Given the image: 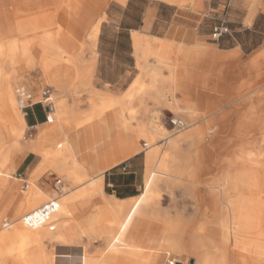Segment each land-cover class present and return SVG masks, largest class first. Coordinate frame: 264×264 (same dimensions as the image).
Here are the masks:
<instances>
[{"label": "rangeland", "instance_id": "rangeland-1", "mask_svg": "<svg viewBox=\"0 0 264 264\" xmlns=\"http://www.w3.org/2000/svg\"><path fill=\"white\" fill-rule=\"evenodd\" d=\"M122 1L123 0H64L61 5L63 10L76 11L73 17L76 18L78 26L81 29L82 27L79 25V18L81 15L79 13L83 9L88 13V16H86L87 31L85 34L81 35L79 40H75L76 42L74 41L80 47L77 56L78 68L74 69L73 67V70H69V73L62 70L50 69L48 75H45L44 70L41 67L26 69L21 75L13 77L15 94L16 88L22 84L30 88L34 94H40L43 89L47 87L50 88L55 102V106L51 111L54 115V120L57 121L56 114L59 111L72 112L76 114V116L71 118V125H74V122H76L77 126H81L88 117L91 118V120L93 119V124L101 123L96 116L112 106L119 110L122 109L119 113L120 115H123L124 120L129 123L130 128H132L130 131L132 132H135L142 122H150L153 117H155V107L147 106V111L142 109L138 110V98L141 95L139 97L135 96L130 98V100L125 99L124 108L118 104L110 105L104 103H99L97 108L91 107V99L95 97L96 92H100L101 94L113 93L115 95H122L123 91L112 90L113 85L106 82V78H118V73L112 72L100 75L98 70V39L96 44L92 45L93 38L90 29L94 24L101 23L102 25L105 21L110 20V18L117 20L120 18H127L130 21L136 22L138 17L141 16L143 8L148 3H161L162 14L164 17L168 18L175 16L176 19L180 21V24L188 23L189 25H193L196 34L195 37H200L196 38V41L200 40L205 43H212L216 42L212 37L214 28L222 24L228 25L225 17L221 15L225 8L224 5L226 0H184L182 4H171L162 0H134V4L130 7V10H124V5H126L128 0L126 2ZM196 3H198V6H195ZM38 9L39 8L35 10ZM251 9H253L254 12L260 10L264 11V0H253ZM41 11H46L49 16L37 20L40 23V26L48 21L49 17H51L52 10L45 9ZM38 12L40 11H37L36 13ZM14 14L15 10L13 1L0 0V41L3 39L18 37L19 33L14 27V22L16 20V17H13ZM54 18L57 19V16ZM27 19H29V17H27ZM261 22H264V15L261 16ZM51 27H48L47 29L49 32L54 31ZM64 38L66 40H64ZM64 38H62L64 42H67L69 39V37ZM35 39L36 40L34 41L38 42V38ZM70 41L71 40L69 39L68 42ZM168 44L170 45L161 47L160 50H158L159 48L157 47H145V45L141 44V48H138L136 52L137 67L140 73H144L146 79L151 80L152 76L157 79L154 88L157 85L158 87H167L165 88V98L168 100V103L163 105L157 102L158 107H167L168 113H166V111H159L155 117L156 121H153L150 126H146L145 124L141 125L146 128L152 127V129L160 136H158L151 144L147 145V147H143L141 144L138 146L141 150L139 154L145 155L144 148H147V152H150L153 146L160 148L164 141L163 138L165 137L170 136L178 139V147L175 150V165L173 167L174 173L177 174L178 177H174V181L172 182V179L167 175H157L156 184H154L153 187H155L158 192V212L155 216L146 219L147 221L144 223H136L131 228L122 244L125 253L121 261L126 264H147L149 257L158 252L161 244L160 240L168 229V222L178 225V229L173 232L172 235L180 238L183 250L181 252L172 251L169 255L167 250L162 247L160 249L157 264H178V261L179 264L181 262L182 264H198L197 250L191 246L190 237L203 226L206 227L208 225L205 230L208 234L211 229L217 227L216 224L209 223L212 217L216 215V212L213 211L212 197H227L226 194L219 193L218 188H214L213 185L217 184L221 173L230 171L232 165L241 164L240 161L236 164L232 163V160L239 156L253 155V157L259 161L257 163L258 166L264 162L263 90L260 91L259 100V120L262 124L259 129V136L253 137L252 134L254 132L250 130L248 131L247 128L243 127V122L237 123V126L235 124L234 127V129H237L238 131H234L233 133L236 135L238 134L239 136H215L219 134L222 124L224 125L225 130L227 124L226 122L215 120L216 118L225 117L226 114H245L243 118L251 117L253 108L251 104L249 106L246 105L248 102H251V97L240 101L241 97L238 96L233 100L225 101V104L223 105L214 102L212 105L204 107L203 111H199V113L194 111L193 107L186 108L185 110L178 109V106L174 108L172 105L173 100H175L176 103L189 102V100L187 94L184 95L185 97L183 101L176 100L174 97L172 84L177 86L178 82L180 83V81L177 80V70L179 66L183 64L181 58L184 56V53L181 49L176 52L171 51V49L168 51V47L171 48L173 45L171 43ZM160 45L161 44L159 43V46ZM164 48L167 49L162 50ZM35 53L37 55L38 52L36 51ZM200 56L201 55L198 54V51H196L194 58L199 64L202 62L199 60ZM151 58L156 61V64H151L149 62V59ZM119 60L124 61V58L121 57ZM12 70V66H6L7 73H10ZM155 71L158 73L151 76ZM165 71L168 72V75L164 74ZM263 76L264 70L261 66L259 77L262 78ZM66 79L68 80L66 81ZM213 84L208 83L207 87L209 90L215 91L217 86ZM141 92H143V90H141ZM237 100H239V102ZM143 101L144 104H147V100L143 99ZM134 104L135 107H132ZM225 106H229L227 110H225ZM137 107L138 109H136ZM171 110H173L178 117L179 115L183 116L182 119L187 124L186 129L180 131L178 128L173 127L169 121L172 117ZM113 112L114 109L107 110L103 117H109ZM25 118L28 125L35 124L37 126L38 124H42L41 122H37L42 119L45 123L46 118L43 106H34L30 109L29 115L27 117L25 116ZM197 119H202L203 122L196 121ZM64 122L65 121H62L61 123ZM48 124H53V122ZM37 127L42 128L43 125ZM37 127L33 131V136L27 134V127H25L24 138L21 140L23 149H21V153L17 151L14 156L17 154L22 155L28 153L25 152L26 146L29 145V139L37 137L39 129ZM81 129L84 134L82 137L84 145L79 150V155L86 156L91 152L90 147L93 145V142L86 140L85 137V132L89 129V125H84ZM99 131L102 132L103 129L102 131L101 129ZM114 132L115 137L119 138L124 134V129L116 128ZM189 132H194V135L191 137H185L184 135ZM211 132H213V136H209V134L212 135ZM64 136L65 134L62 131V127H59L57 131L49 133L47 137L41 141V145H53L59 140H65ZM8 141V145L13 148V138L9 137ZM145 141L147 140L144 139L141 143ZM163 147L162 151L164 152L167 148L165 146ZM8 151V148H0V157L7 155ZM28 154H30L31 162H33V169L39 163L41 158L32 152ZM90 154L92 155L88 160L89 163H91L96 157L98 158L97 162L100 164H105L107 161L109 162L115 157H119L116 162L121 160H123L121 162H124L129 158L120 152L118 142H116L111 148H102L98 156L94 153ZM5 165L6 166L2 168V171H0V180L9 172L7 168L9 163ZM32 169L26 167L19 168L18 166L15 174L14 171H12L14 176L21 179L16 180L15 178H11V181L15 183L17 193L15 195L13 194L14 199L6 205L0 215V230L5 221L12 222L19 217L22 219V216L25 213L30 212L35 209L36 206L39 207L45 203H41L39 206L35 205V208L33 206L27 208L20 214L17 213L19 205L25 201L32 188L35 187L48 194L49 200L51 198H71L72 200V222L68 224L63 231L51 235H45L42 242L31 246L34 255L38 257L36 264H41L44 260L49 262L61 261V263L67 264L70 261V258H68L69 256L82 259L86 250L89 254H98L105 247L106 243L103 242L100 236L96 237L97 239L95 238L94 240V238L89 237L86 232L89 227V219L93 217L94 214L99 213L96 203H98L100 199L96 198L95 200L97 202L92 200V197L88 192L90 180L94 177L89 175L86 178H81L79 181H76L75 176L72 175V173L70 174V171H72L70 166L66 167L65 170H61L55 166H48L47 169L37 177V179H32L31 177H28L27 179L22 178L23 176L30 175ZM93 171L94 170L90 168V173H93ZM77 176L79 175L77 174ZM146 176L147 172L145 170V177ZM58 178L62 179L63 193H58L56 190V181ZM260 183L261 180L259 179L258 184ZM145 190L146 187L144 188V191ZM4 194L5 190L3 188L0 192V206H2V197H4ZM19 194L21 197H19ZM262 196L264 197V193H262ZM81 200H84V202L86 201V203L80 205L79 202H81ZM91 200L92 202H87ZM112 220L113 217L109 216L108 221L111 222ZM43 228V230L47 229L44 226ZM55 231H57V224L56 229L51 232ZM218 238V234L213 235V239L218 240ZM28 257L29 255L26 254L20 257V259H14L11 256L9 257L6 255L3 259V264H24L23 262L27 260Z\"/></svg>", "mask_w": 264, "mask_h": 264}, {"label": "bare ground", "instance_id": "bare-ground-1", "mask_svg": "<svg viewBox=\"0 0 264 264\" xmlns=\"http://www.w3.org/2000/svg\"><path fill=\"white\" fill-rule=\"evenodd\" d=\"M163 1L179 4L184 2V0ZM51 10V17L41 26L37 20L49 16L46 11L16 17L15 28L19 33L18 37L0 41V148L5 147L9 151L11 149L7 155L0 157V171L6 166L5 164L9 163L7 166L9 172L0 180V192L3 188L5 190L0 210L7 205V201L12 194L14 183L11 178H15L11 170L12 163L15 159V153L23 149L21 140L24 138V129L27 127L24 113L14 91L13 77L21 75L26 69L37 67H41L45 75L49 74L50 69L69 73V70L73 67L74 69L78 68L77 56L80 47L75 43V40H79L85 32L78 26L76 18L73 17L76 11H64L62 6ZM55 16H57V19L54 18ZM48 27H51L54 31L49 32L47 30ZM91 32L96 37L98 25L93 26ZM64 37H69L71 41L68 42V39L67 42H64L62 40ZM35 38H38V42L34 41L36 40ZM64 40L66 39L64 38ZM35 50L38 52L37 55ZM7 65L13 68L10 73L6 71ZM155 81H157L156 78L152 77L149 80L146 79L145 74H142L138 76L130 89L121 97L96 92L95 97L91 99V107L97 108L99 103H104L110 105L118 104L124 108L125 99L130 100V98L135 96L139 97L141 90L144 93H150L155 86ZM56 115L57 121L54 120V115L52 114L53 124H48L50 122H47L43 124L42 128L37 127L39 128L37 137L29 139V145L26 146L25 152H33L41 157L40 164L32 173L31 178L37 179L48 166H55L61 170H65L66 167L70 166L72 169L70 174L72 173L76 181H79L90 174L84 170L77 160L74 147L66 135L64 136L65 140H59L53 145H41V141L49 133L57 131L61 127L60 123L62 121H68L73 116H76V114L67 111H59ZM89 121H91V118L88 117L83 124ZM254 124L262 126L260 122L255 121ZM125 128L128 132L132 129L127 122H125ZM135 132L140 141L147 140L145 141L147 145L160 136L152 127L139 126ZM193 135L194 132H189L184 136L191 137ZM9 137L13 138V148L8 145ZM163 140L160 148L154 146L153 148L151 146L152 150L149 148L145 181L146 190L141 195L128 200L109 197L104 192L101 176L90 180L88 192L92 197L91 199L99 198L100 201L96 203L99 213L94 214L89 219V227L86 232L94 240L100 236L106 245L96 255L89 254L86 250L82 259L69 256L70 261L67 264H126L121 261L125 253L122 244L131 228L136 223H144L147 221L146 219L155 216L158 212V192L153 187L156 184L157 175H167L172 179V182L174 177H178L174 173L173 167L175 165V150L178 147L179 140L170 136L163 138ZM142 145L144 146V142ZM163 146L167 148L166 150L164 149V152L162 151ZM234 160L260 168L262 170V182L254 193H245L234 189L235 187L231 186L228 178H224L221 173L217 184L213 185V187L218 188V192L226 194L227 197H212L213 211L216 212V215L209 221V223L216 224L217 227L211 229L208 234L205 232L208 225L206 227L203 226L190 237L191 246L197 250L198 264H264V197L262 196V193H264V162L258 166L257 163L259 161L253 155L239 156ZM245 194L258 196L256 198L262 201V211L254 219L247 218L246 213H237L236 211V206L243 197L235 196ZM48 200V194L34 187L25 201L19 205L17 213L20 214L23 210L35 205L39 206V204ZM92 200L87 202L90 203ZM84 203H86L84 200L79 202L80 205ZM37 208L36 206L35 209ZM71 212V198L59 199V210L54 215V220L57 224V231L55 232H51L48 229L43 230V226H41L42 228H29L23 223L21 217L10 222L9 226L3 224L0 230V264H3V259L6 255L14 259H20L26 254L29 257L23 263L36 264L38 257L34 255L31 246L42 242L45 235L63 231L72 222ZM109 216L113 217L111 222L108 221ZM147 224L150 225L149 223ZM167 226L168 229L160 240L161 244L158 252L149 257L147 264H157L162 247L167 250L169 255L172 251L181 252L183 250L180 238L172 235L178 229V225L168 222ZM215 234H218V240L213 239ZM41 264L63 263L61 261L49 262L44 260Z\"/></svg>", "mask_w": 264, "mask_h": 264}, {"label": "crops", "instance_id": "crops-1", "mask_svg": "<svg viewBox=\"0 0 264 264\" xmlns=\"http://www.w3.org/2000/svg\"><path fill=\"white\" fill-rule=\"evenodd\" d=\"M12 1L15 10L13 17L45 9H52L61 6L63 3V0ZM126 1L127 0H123L122 2ZM252 1L253 0H226L224 5L225 8L221 15L225 17L230 28V33H226L219 40L212 43H205L200 40L196 41V38L200 37H195L196 34L193 25H189L188 23L180 24V21L176 19L175 16L168 18L164 17L161 3H148L143 8L141 16L138 17L136 22L130 21L127 18H120L118 20L110 18V20L105 21L102 25L101 23L94 24L93 26L98 25V33L96 37H94L91 32L93 38L92 45H95L98 39L99 73L100 75L112 72L118 73V78H106V82L113 85L112 90H122L123 95L130 89L138 76L144 75V73H140L137 67L136 58L137 49L141 48V44L145 45V47H157L159 48L158 50H160L161 47L170 45L168 43H171L173 44L172 47L166 48L168 51L171 49V51L176 52L181 49L184 53V56L181 58L183 64L180 65L177 70V80H179L180 83L178 82L177 86L172 84L174 97L176 100L183 101L184 95L187 94L189 100V102L183 103H176V101L173 100V107L175 108L178 106V109L182 110L193 107L194 111L199 113V111H203L204 107H208L214 102L223 105L225 101L233 100L238 96L241 97L240 101L251 97V102L246 104L247 106L251 104L253 108L251 117L243 118L245 114H226L225 117L216 118L215 120L226 122L227 124L226 130L222 124L219 134L215 136H239L233 132L238 131L234 129L235 124L237 126V123L241 122H243V127L247 128L248 131L254 132L252 134L253 137L259 136L260 126H256L254 123L255 121L260 122V91L263 90L264 92V76L262 78L259 77L261 66L264 70V22H261V16L264 15V11L260 10L254 12L253 9H251ZM133 4L134 0H128L126 5H124V10H130ZM195 6H198V3H196ZM37 8L39 9L35 10ZM79 14L81 15L79 18V25L82 27L83 31L86 32V16H88V13L83 9ZM159 43L161 44L160 46ZM166 49L164 48L162 50ZM196 51L201 55L199 58V60L202 61L201 64L197 63L194 58ZM121 57L124 58V61L119 60ZM149 62L151 64H156L153 58L149 59ZM155 73L158 72L155 71L151 76L155 75ZM164 74L168 75V72L165 71ZM208 83H214L213 85L217 86V89L215 91L209 90L207 87ZM165 88L161 86L158 87L157 85L150 93L141 92V96L138 98L139 110L142 109L147 111V106L155 107V110L152 109L154 110L155 117L159 111H166V113H168L167 107L157 106L158 103L162 105L168 103V100L165 98ZM106 94H111L116 97L122 96L113 93ZM143 99L147 100V104H144ZM237 101L239 102V100ZM229 106H225V110H227ZM132 107H135V104ZM110 109H114V112L111 113L109 117L104 118V114ZM107 110L96 116L101 123L93 124L92 119L81 126H77L76 122H74V125H71L70 119L61 123V127L63 133L70 139L75 150L76 158L84 170L88 172L91 177L101 176L104 192L111 197L128 200L141 195L144 191L148 152L144 148L145 155L139 154L141 150L138 145H142V143H140L141 141L136 132H128L126 130V121L123 115L119 113L122 109L119 110L112 106ZM171 113L172 116H177L173 110H171ZM155 117L148 123L142 122L140 126L144 124L150 126L153 121H156ZM179 117L182 118L183 116L179 115ZM196 121L203 122L202 119H197ZM37 122L42 123L37 126L47 123H44L43 119ZM84 125H89V129L85 132L86 140L93 142V145L90 147V153H94L98 156L102 148H111L118 142L120 152L128 156V160L116 162L119 157H115L105 164H100L97 162V157L91 163L88 162L92 155L90 153L86 156H80L79 150L84 145L82 140L84 134L81 128ZM116 128L124 129V134L119 138L115 137L114 131ZM100 129L101 131L103 129V131L100 132ZM211 133L212 135L209 134V136H213V132ZM28 153L23 155L17 154L15 156L12 163V171H14V174L18 166L19 168L26 167L32 169L33 162H31L30 154ZM40 161L36 167L31 170L30 175L23 176L22 178L27 179L31 177L32 173L40 164ZM237 162L239 161L232 160L233 164ZM90 168L94 170L93 173H90ZM222 175L228 178L231 186L235 187L234 189H238L245 193H254V191L260 187L261 183L258 184L259 179L262 182V170L242 162L239 165H232L231 170L223 172ZM15 178L16 180L21 179L16 176ZM13 188L7 204L14 199V195L17 193L15 183ZM19 197H21L20 194ZM235 197H243L236 206L237 213H246V217L249 219H254V217L261 213L262 201L256 198L258 196L245 194ZM5 207L0 210V215Z\"/></svg>", "mask_w": 264, "mask_h": 264}, {"label": "built area", "instance_id": "built-area-1", "mask_svg": "<svg viewBox=\"0 0 264 264\" xmlns=\"http://www.w3.org/2000/svg\"><path fill=\"white\" fill-rule=\"evenodd\" d=\"M226 33H230V28L228 25L222 24L214 28L212 37L214 40H219ZM16 94L21 109L26 117L29 115L30 109H32L34 106L42 105L45 111L46 122L53 121L51 111L55 106V102L50 88L47 87L43 89L40 94H34L30 88L22 84L16 88ZM169 121L173 125V127L178 128L180 131L187 128L186 122L178 116H172ZM35 128V124H29L27 126V134L33 136V131L35 130ZM144 146L147 147L146 142H144ZM62 184V179L58 178L56 181V190L58 193H63ZM58 210L59 199L52 198L39 206L37 209L25 213L22 216V221L26 226L32 229L44 226L50 231H54L56 229L54 215L58 212ZM4 225L9 226L10 222L5 221Z\"/></svg>", "mask_w": 264, "mask_h": 264}]
</instances>
